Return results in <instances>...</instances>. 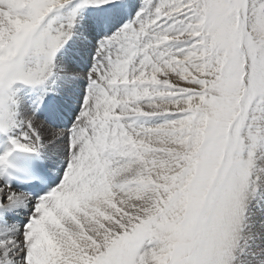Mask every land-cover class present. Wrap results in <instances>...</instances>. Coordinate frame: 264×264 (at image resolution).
I'll list each match as a JSON object with an SVG mask.
<instances>
[{
  "label": "snow or ice",
  "instance_id": "6c2138e0",
  "mask_svg": "<svg viewBox=\"0 0 264 264\" xmlns=\"http://www.w3.org/2000/svg\"><path fill=\"white\" fill-rule=\"evenodd\" d=\"M0 264H264V0H0Z\"/></svg>",
  "mask_w": 264,
  "mask_h": 264
},
{
  "label": "rangeland",
  "instance_id": "374dc122",
  "mask_svg": "<svg viewBox=\"0 0 264 264\" xmlns=\"http://www.w3.org/2000/svg\"><path fill=\"white\" fill-rule=\"evenodd\" d=\"M134 15H135V12L134 11H131V12L128 13V15L125 17V19H129V18H131ZM84 16L86 17V19L84 21V24H85V26H87V24H88V18L90 17V12L89 11H86L84 13ZM98 38H99V33H93V34L90 35V38L89 39H90V41H93V40L98 39ZM91 51H92L91 42H89L87 44H85V43H82L81 44V42H77V43L70 42V45L68 46V49H67V52H66L65 56L66 57H71L70 55L73 54V53H75V56L76 57H83L84 59H82V63L80 64V68L82 70H86V67L88 66V59H87V57H88V54ZM82 65H83V67H82ZM82 83L83 82H81L80 87L82 86ZM68 86H70V85H68ZM68 86L64 90V92L67 91V90H69L71 88V87H68ZM80 87H79V90H80ZM67 98L68 97H66V99Z\"/></svg>",
  "mask_w": 264,
  "mask_h": 264
},
{
  "label": "bare ground",
  "instance_id": "6f19581e",
  "mask_svg": "<svg viewBox=\"0 0 264 264\" xmlns=\"http://www.w3.org/2000/svg\"><path fill=\"white\" fill-rule=\"evenodd\" d=\"M70 56L71 57H66V59L72 64L73 67L77 68L78 70H82L80 68V64L82 63V59H84V58L83 57H76L75 53L71 54ZM82 67H83V65H82ZM80 85H81V82L79 84H77V85L68 86V87H71V88L64 92V96H63L62 101H58V102L59 103H62V102L63 103H68V107L69 108L75 107V97H77L79 95V91H80L79 87H80ZM66 97H68V98L66 99ZM58 102H57V100H49L48 101V103L50 105H56V104H58ZM65 111L68 113V115H72V113L70 111H68L67 108L65 109ZM60 123H67V121L66 120L57 121L54 126H58ZM53 150H55V149H53Z\"/></svg>",
  "mask_w": 264,
  "mask_h": 264
}]
</instances>
